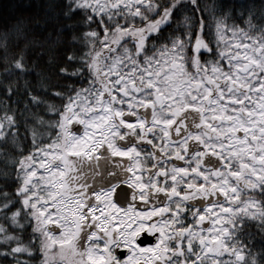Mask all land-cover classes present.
I'll return each mask as SVG.
<instances>
[{
  "label": "snow or ice",
  "instance_id": "1",
  "mask_svg": "<svg viewBox=\"0 0 264 264\" xmlns=\"http://www.w3.org/2000/svg\"><path fill=\"white\" fill-rule=\"evenodd\" d=\"M12 8L0 264H264V0Z\"/></svg>",
  "mask_w": 264,
  "mask_h": 264
},
{
  "label": "trees",
  "instance_id": "2",
  "mask_svg": "<svg viewBox=\"0 0 264 264\" xmlns=\"http://www.w3.org/2000/svg\"><path fill=\"white\" fill-rule=\"evenodd\" d=\"M25 2V3H31L33 5V8L29 10V13L36 12L42 5L48 2V0H0V28L3 27V25L6 22V17L9 15L10 12L13 11L12 6L16 3ZM205 2H211V0H205ZM219 2L230 4L233 3V0H219ZM15 100L16 98L13 97ZM23 101L21 100V104ZM259 198V197H258ZM252 230L255 231V226H252ZM262 241L260 236L257 234L255 238V248L260 247Z\"/></svg>",
  "mask_w": 264,
  "mask_h": 264
},
{
  "label": "flooded vegetation",
  "instance_id": "3",
  "mask_svg": "<svg viewBox=\"0 0 264 264\" xmlns=\"http://www.w3.org/2000/svg\"><path fill=\"white\" fill-rule=\"evenodd\" d=\"M147 150H151V149H150V146H149V148H148ZM114 159H117V160H119V159H125V160H126V158H114ZM206 159H207V157H206ZM212 159H215V158H212ZM173 160H174V158H173ZM177 163L182 164L183 162H177ZM121 188L127 190V185H122ZM161 195H162V194H161ZM129 198H131V191H129ZM204 226H205V227L209 226L207 221L204 222ZM151 242H152L151 240L145 241L146 244H147V243H151Z\"/></svg>",
  "mask_w": 264,
  "mask_h": 264
}]
</instances>
